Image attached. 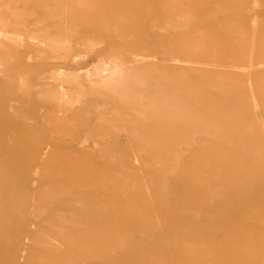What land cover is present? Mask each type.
Wrapping results in <instances>:
<instances>
[{
	"label": "rangeland",
	"instance_id": "rangeland-1",
	"mask_svg": "<svg viewBox=\"0 0 264 264\" xmlns=\"http://www.w3.org/2000/svg\"><path fill=\"white\" fill-rule=\"evenodd\" d=\"M73 1L0 0V264H264V0Z\"/></svg>",
	"mask_w": 264,
	"mask_h": 264
},
{
	"label": "bare ground",
	"instance_id": "bare-ground-1",
	"mask_svg": "<svg viewBox=\"0 0 264 264\" xmlns=\"http://www.w3.org/2000/svg\"><path fill=\"white\" fill-rule=\"evenodd\" d=\"M68 3V2H67ZM72 3H75V4H80L81 3V0H74ZM68 8V7H67ZM66 27V26H65ZM64 29V28H63ZM65 31L66 32H68L69 33V30H68V27H66L65 28ZM76 88V87H75ZM64 111V110H63ZM66 111H68V110H66ZM61 114V113H60ZM59 114V115H60ZM66 114V113H65ZM58 115V114H57ZM62 115V114H61ZM60 122V121H59ZM54 242V241H53ZM56 243V242H55ZM41 263V260L40 261H38V263L37 264H40Z\"/></svg>",
	"mask_w": 264,
	"mask_h": 264
}]
</instances>
